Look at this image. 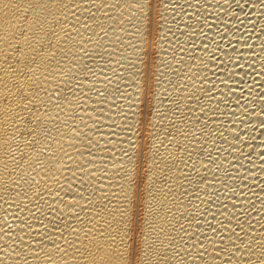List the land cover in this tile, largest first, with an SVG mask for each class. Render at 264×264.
I'll return each instance as SVG.
<instances>
[{"label":"bare ground","instance_id":"6f19581e","mask_svg":"<svg viewBox=\"0 0 264 264\" xmlns=\"http://www.w3.org/2000/svg\"><path fill=\"white\" fill-rule=\"evenodd\" d=\"M0 264H264V0H0Z\"/></svg>","mask_w":264,"mask_h":264}]
</instances>
